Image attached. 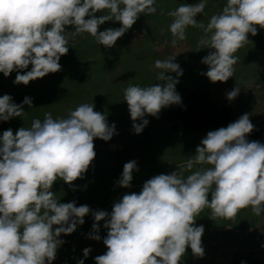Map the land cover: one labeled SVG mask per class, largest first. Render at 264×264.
<instances>
[{
  "label": "clouds",
  "instance_id": "1",
  "mask_svg": "<svg viewBox=\"0 0 264 264\" xmlns=\"http://www.w3.org/2000/svg\"><path fill=\"white\" fill-rule=\"evenodd\" d=\"M206 5L207 0L184 3L167 13L172 17L171 43L185 40L189 26L201 29L204 35L198 46L212 49L201 59L208 66L201 75L212 83L227 82L235 73L234 54L249 41V34H258L257 26L264 29V0H226L207 25L196 18ZM105 9L109 15H96ZM156 12V0H0V73L8 77L16 72L13 83L27 86L62 69L59 61L69 51L65 26L74 25L77 32L89 33L100 46L111 48L140 14ZM106 21L121 26L99 30ZM174 59L154 62L163 70L157 76L162 83L130 84L124 89L135 134L149 124L147 115L158 118L162 109L182 103L176 84L183 69ZM29 65L31 69L24 71ZM239 92L237 85L227 92L228 100ZM24 105L32 107L33 98L25 96L17 104L9 94L0 96V121L21 117ZM254 130L249 113H244L226 127L208 131L186 165L189 175L178 171L154 175L139 193H125L115 201L110 212L77 206L75 200L62 203L52 191L58 179L74 190L73 182L83 179L96 157L94 138L107 142L118 134L115 123L109 124L94 105L82 103L66 117L55 119L45 113L43 120L34 119L29 128L20 127L15 133L12 128L4 130L0 134V264H53L65 243L61 235L74 233L89 214L94 223L88 237L102 239L107 248L94 258L95 264H181L188 247L195 258H203L205 228L196 224V218L205 208L211 209L213 220L235 219L249 207L257 216L264 213V143L247 138ZM194 164L211 166L191 171ZM134 171H139L136 160L124 163L115 183L130 188ZM100 221L107 229L103 238ZM91 251L84 248V258L77 264H84Z\"/></svg>",
  "mask_w": 264,
  "mask_h": 264
},
{
  "label": "rangeland",
  "instance_id": "2",
  "mask_svg": "<svg viewBox=\"0 0 264 264\" xmlns=\"http://www.w3.org/2000/svg\"><path fill=\"white\" fill-rule=\"evenodd\" d=\"M199 2L156 0L157 12L140 14L132 28L111 48L100 46L89 33L77 32L71 25L65 29L69 51L59 61L62 65L60 71L31 81L27 86L13 83L16 72L8 77L0 73V96L9 94L17 104L25 96L33 98V106L24 105L21 117L0 121V134L8 128H12L14 133L20 127L29 128L34 119L43 120L45 113L50 112L54 119L66 117L82 103L94 105V111L105 114L109 124L115 123L118 134H114L111 140L105 142L94 138L96 157L83 179L73 182L74 190L63 180L58 179L54 183L52 191L60 202L75 200L77 206L87 204L93 210L110 212L115 201L125 193H139L143 183L154 175L178 171L186 177L190 174L186 165L193 159L197 145L207 132L226 127L244 113H249L255 125V130L247 138L264 143V29L257 26L258 34H249V41L234 54L238 58L234 75L227 82L212 83L201 75L208 70L201 59L212 51L198 46L203 31L189 26L187 38L172 45L173 37L168 30L172 22V17L167 14L169 11L180 4ZM225 3L226 0H207L204 13L198 15L197 20L207 25L210 17L221 12ZM99 14L110 13L105 9ZM120 26L118 21H106L99 30ZM174 56L173 62L183 69V75L177 78L176 91L180 94L179 89H187L196 107L190 113L170 111L159 119L147 115L145 118L149 124L142 133L135 134L128 104L124 100V89L130 84L147 87L162 83L157 76L163 70L154 67V62ZM30 69L31 65L24 71ZM165 75L176 76L175 73ZM237 85L240 87L238 96L228 100L227 92ZM204 94L214 103L205 108L219 109L224 121L218 125L193 128L194 124H205L201 118L203 104L208 105ZM178 124L186 129H177ZM130 160L137 161L139 171L133 172L132 186L124 188L115 182L121 176L124 163ZM210 166L194 164L191 171ZM211 215V209L205 208L196 218V224L205 228L202 236L205 256L195 258L188 247L181 264H241V261L264 264V247H261L264 244V213L257 216L249 207L241 209L232 220H213ZM84 220L85 223L74 233L61 235L65 243L59 247L53 264H77V260L84 258L83 249L86 247L92 251L84 259V264H95L94 258L107 251L102 239L96 241L87 235L92 231V215H86ZM99 224V234L103 238L107 229L103 227L104 221Z\"/></svg>",
  "mask_w": 264,
  "mask_h": 264
},
{
  "label": "trees",
  "instance_id": "3",
  "mask_svg": "<svg viewBox=\"0 0 264 264\" xmlns=\"http://www.w3.org/2000/svg\"><path fill=\"white\" fill-rule=\"evenodd\" d=\"M100 12H97L96 15L97 16H100L99 14ZM71 25H68V26H65V29H67L68 27H70ZM181 90V93H180V96H181V99H182V103L180 104H176V105H172V106H169V107H166L164 109L161 110L160 114H159V118H162L163 115H166L167 112H170V111H174L175 113H181V112H189L191 111V109L193 107H196L194 102L192 104V95H189V92L187 91V89L183 88V89H179ZM196 98V96H195ZM198 100V98H196ZM204 101H206L208 103V105L205 103L203 104L204 107L201 109V118H203L205 120V124H194L192 125L193 128H199V127H202L203 125L206 126V125H218V124H221L223 123V119L224 117L221 115V112L218 111L217 109L213 110V109H208V108H205V107H211L214 103L211 102L210 98H207V95L204 94ZM169 109V110H167ZM199 118V117H198ZM199 125V126H198ZM176 128L177 129H180V130H184L186 128H184L183 126L181 125H176Z\"/></svg>",
  "mask_w": 264,
  "mask_h": 264
}]
</instances>
